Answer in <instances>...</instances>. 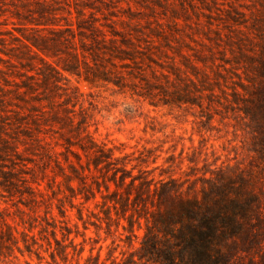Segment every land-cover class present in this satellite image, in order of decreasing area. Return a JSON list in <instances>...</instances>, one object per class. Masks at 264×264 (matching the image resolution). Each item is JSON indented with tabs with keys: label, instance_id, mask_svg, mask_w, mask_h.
Masks as SVG:
<instances>
[{
	"label": "rangeland",
	"instance_id": "rangeland-1",
	"mask_svg": "<svg viewBox=\"0 0 264 264\" xmlns=\"http://www.w3.org/2000/svg\"><path fill=\"white\" fill-rule=\"evenodd\" d=\"M123 168L132 197L149 179L234 200L251 236L236 264L264 259V0H0V181L13 169L42 189L30 208L0 184V211L32 249L19 232L22 251L0 264L121 261Z\"/></svg>",
	"mask_w": 264,
	"mask_h": 264
},
{
	"label": "trees",
	"instance_id": "trees-1",
	"mask_svg": "<svg viewBox=\"0 0 264 264\" xmlns=\"http://www.w3.org/2000/svg\"><path fill=\"white\" fill-rule=\"evenodd\" d=\"M11 149L18 153L7 140H3V151ZM105 156V155H103ZM97 160L101 157L96 156ZM106 165H110L106 163ZM75 176L82 180V175L77 168L72 165ZM118 171V169H116ZM3 179L0 181L2 188L11 195L19 193L25 196L24 204L31 207L38 202L36 194L41 193L40 183L32 186L26 183V179L19 178L17 172L13 169L1 171ZM117 174V173H116ZM127 169H122V174L112 178L116 189L112 190V195L120 193L119 186H126L125 194L121 199H114L113 207L117 210V203L122 210L123 218L128 220L131 235H127V243L132 246L126 257L114 264H236L241 250V246L249 244L251 236L244 230L239 218L243 209L232 199H221L214 205L198 199L183 198L177 194L175 185L172 181L162 183L161 187L152 185L149 179H142L144 185L142 193H136L132 197L130 189L138 187L136 175H126ZM65 176H69L65 174ZM130 182L127 183V178ZM22 181V182H20ZM118 181V182H117ZM22 183V186L20 184ZM171 183V187H169ZM107 190L110 184L105 182ZM142 185L140 186V188ZM174 190V191H173ZM143 194H146L145 196ZM89 198V197H87ZM106 198V195H103ZM150 199L155 209L148 213H138L126 215L129 205L137 202H144ZM62 212L61 208L59 209ZM105 214L111 218L110 208L105 209ZM118 224L120 216H118ZM144 221V227L142 224ZM135 223L138 228H143L142 233L135 231ZM53 226V225H52ZM125 228V226L123 225ZM20 231L12 225L6 218V214L0 211V257H7L14 253V249L22 251L20 240L17 233ZM24 246L28 252H31V246L28 241V234L25 231L20 232ZM56 234V230H52ZM134 238L138 244H134ZM57 243V252L67 254V245L61 243L55 237ZM243 244V245H242ZM83 248L78 250L81 255ZM55 257L54 252L51 253ZM125 254V253H124ZM90 259V258H89ZM92 264H99L100 253L98 256H91ZM78 264H80L78 262ZM83 264H88L84 262ZM240 264H264V259L259 262L250 258L248 263Z\"/></svg>",
	"mask_w": 264,
	"mask_h": 264
}]
</instances>
